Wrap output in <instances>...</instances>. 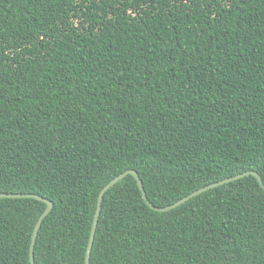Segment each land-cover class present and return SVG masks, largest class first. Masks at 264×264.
<instances>
[{"label":"trees","instance_id":"1","mask_svg":"<svg viewBox=\"0 0 264 264\" xmlns=\"http://www.w3.org/2000/svg\"><path fill=\"white\" fill-rule=\"evenodd\" d=\"M128 170L158 208L264 184V0H0V193L52 202L34 263L84 264ZM45 207L0 199V264ZM89 264H264V190L156 212L127 175Z\"/></svg>","mask_w":264,"mask_h":264},{"label":"water","instance_id":"2","mask_svg":"<svg viewBox=\"0 0 264 264\" xmlns=\"http://www.w3.org/2000/svg\"><path fill=\"white\" fill-rule=\"evenodd\" d=\"M127 175H131L134 178V180H135V182L137 184V187H138V189H139V191H140V193L142 195V198H143L144 202L146 203V205L150 209H152L153 211H156V212H168L170 210H173V209L179 207L180 205L184 204L188 200H190V199H192V198H194V197H196V196H198V195H200V194H202V193H204V192H206V191H208L210 189H213L215 187H218V186H221V185L233 182V181H237V180L242 179V178L247 177V176L254 177L257 180V182H258L259 186L261 187V189L264 190V184L262 183L261 177L256 172L247 171V172H244V173H241V174H237V175H235L233 177H229V178L223 179L221 181H218V182H215V183H211V184H209V185H207L205 187H202V188H200V189H198L196 191H193L192 193H190L186 197H183L182 199L176 201L175 203H173L171 205H168V206L163 207V208H158V207L153 206L147 200L143 185L141 183V180L138 177V174L134 170H128V171L116 176L115 178H113L99 192V195L97 197L96 209H95V212H94V215H93V219H92L89 239H88V243H87V247H86V251H85L84 264H89V261H90V254H91L93 241H94V237H95V233H96V229H97L98 218H99V215H100L101 202H102L103 196L110 188H112L117 182H119L120 180L125 178ZM4 198H9V199L10 198H17V199H20V198H31V199H35L37 201L43 202L46 205L44 211L42 212V214L38 218V220H37V222L35 224V227L33 229L32 235H31V242H30V246H29V261H30V264H35L34 263V246H35L37 234H38V231H39V228L41 226L42 221L44 220V218L48 215V213L52 209V202H50L49 200H47L45 198H42V197H40L38 195H35V194H5V193H0V199H4Z\"/></svg>","mask_w":264,"mask_h":264}]
</instances>
